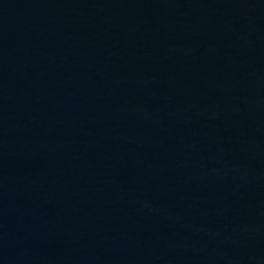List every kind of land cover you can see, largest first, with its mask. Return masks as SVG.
<instances>
[{"label":"water","instance_id":"obj_1","mask_svg":"<svg viewBox=\"0 0 264 264\" xmlns=\"http://www.w3.org/2000/svg\"><path fill=\"white\" fill-rule=\"evenodd\" d=\"M0 264H264V0H0Z\"/></svg>","mask_w":264,"mask_h":264}]
</instances>
